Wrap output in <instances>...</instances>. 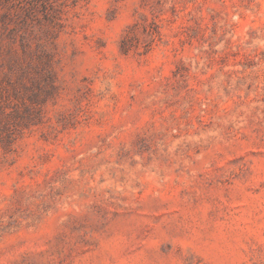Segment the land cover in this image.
<instances>
[{"label":"rangeland","instance_id":"rangeland-1","mask_svg":"<svg viewBox=\"0 0 264 264\" xmlns=\"http://www.w3.org/2000/svg\"><path fill=\"white\" fill-rule=\"evenodd\" d=\"M0 264H264V0H0Z\"/></svg>","mask_w":264,"mask_h":264}]
</instances>
